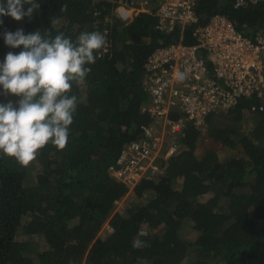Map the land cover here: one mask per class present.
I'll list each match as a JSON object with an SVG mask.
<instances>
[{"label":"trees","instance_id":"1","mask_svg":"<svg viewBox=\"0 0 264 264\" xmlns=\"http://www.w3.org/2000/svg\"><path fill=\"white\" fill-rule=\"evenodd\" d=\"M234 1L197 0L196 22L169 32L155 28L151 12L126 21L118 0H36L31 19L0 16V62L20 51L5 45L6 30L48 28L73 39L98 31L108 41L73 88L78 106L66 148L46 146L27 168L0 157V264H264V108L250 109L264 98L211 111L202 127L183 118L176 151L157 158L161 171L140 178L120 210L115 200L129 188L108 170L151 121L143 62L155 46L180 32L194 42L193 27L215 13L249 36L264 30V0ZM15 99L0 95V102ZM105 221L111 229L99 236ZM141 229L150 247L137 250Z\"/></svg>","mask_w":264,"mask_h":264},{"label":"built area","instance_id":"2","mask_svg":"<svg viewBox=\"0 0 264 264\" xmlns=\"http://www.w3.org/2000/svg\"><path fill=\"white\" fill-rule=\"evenodd\" d=\"M196 1L118 0L117 10L125 17L151 12L156 29L169 32L178 26L183 31L197 20ZM257 1L235 0L234 6ZM180 33L178 40L159 44L147 54L143 69L150 101L144 109L151 121L141 125L142 135L126 142L108 166L110 174L129 190L144 175L161 171L157 158L176 151L172 136L180 130L183 118L201 127L207 113L227 110L241 97L264 98V30L249 36L226 14L215 13L193 27L194 42L185 43ZM178 72L184 79H177ZM256 108L263 109L264 102L250 105ZM172 112L175 116H170ZM164 130L170 131L168 143Z\"/></svg>","mask_w":264,"mask_h":264},{"label":"clouds","instance_id":"3","mask_svg":"<svg viewBox=\"0 0 264 264\" xmlns=\"http://www.w3.org/2000/svg\"><path fill=\"white\" fill-rule=\"evenodd\" d=\"M67 7L63 3L60 11H67ZM35 9H39L36 0H0V16L16 21L31 19ZM120 16L126 21L132 18ZM52 23L59 20L53 19ZM3 38L7 47L20 51L7 52L0 62V95L16 97L0 102V157L11 158L27 168L46 146L66 148L78 106L73 88L85 83L91 71L89 65L102 58L107 34L84 31L73 39L63 32L53 36L48 28L28 34L18 28L14 32L6 30ZM176 75L178 80L184 79L183 73ZM146 235L139 232L132 247H150L149 241L140 238Z\"/></svg>","mask_w":264,"mask_h":264},{"label":"rangeland","instance_id":"4","mask_svg":"<svg viewBox=\"0 0 264 264\" xmlns=\"http://www.w3.org/2000/svg\"><path fill=\"white\" fill-rule=\"evenodd\" d=\"M159 127L161 129L162 128V125L160 124ZM161 131H163V129H161ZM169 134H170V131L164 130L165 143H168V140L171 138V136ZM173 138H174V135L172 136V141H173ZM132 195H133L132 192L129 190L122 198H120L118 200V204L116 203V205H115L116 210L122 209L127 204V202L129 200H131V199L134 200V198H132ZM207 196H209V194L203 195V198L205 199ZM105 222H104V224H105ZM109 227H110V225L107 224V223L105 225H103V227L101 228V231L98 232L99 236H104L107 233L106 232L107 229L108 230L110 229ZM36 239H37V242H38V246L39 247L44 246V244L42 243V238L41 237H37ZM43 248L44 247H42V249Z\"/></svg>","mask_w":264,"mask_h":264}]
</instances>
